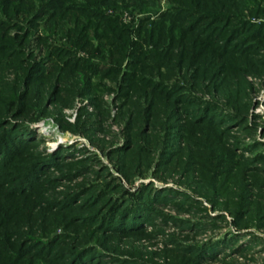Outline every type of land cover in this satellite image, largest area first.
Here are the masks:
<instances>
[{"label":"rangeland","instance_id":"rangeland-1","mask_svg":"<svg viewBox=\"0 0 264 264\" xmlns=\"http://www.w3.org/2000/svg\"><path fill=\"white\" fill-rule=\"evenodd\" d=\"M63 1L73 9L21 0L0 29V139L13 131L20 141L0 155V217L34 227L8 237L0 219V255L17 239L19 264H46L36 258L45 248L58 264L90 250L100 264H264V0H209L212 11L197 12L220 19L197 25L214 43L236 29L227 54L196 49L195 32L167 51L166 65L135 69L138 77L125 73L135 50H153L144 31L170 28L161 18L181 2ZM83 9L115 21L126 47L112 52L113 37L93 25L74 33L92 18ZM40 158L50 163L30 182ZM133 205L145 206L138 226L106 228ZM210 244L212 257L193 258L191 248Z\"/></svg>","mask_w":264,"mask_h":264},{"label":"trees","instance_id":"trees-1","mask_svg":"<svg viewBox=\"0 0 264 264\" xmlns=\"http://www.w3.org/2000/svg\"><path fill=\"white\" fill-rule=\"evenodd\" d=\"M20 1L21 0H0V29L5 31V29L9 27L10 22L8 20L10 18L16 17L20 13V10H21L20 8L22 6V4L20 5ZM56 1H57V8H51V9H56L55 12L57 10H59L60 12L65 13L64 10L67 11V10L73 9V6H65V4H64L65 2L63 0H56ZM179 1L181 2L182 6H176V8H174L173 10L172 9L169 10V12L161 18L164 21H169V22L171 21L170 22V28L165 27L166 22H163V23L160 22L161 24L157 25L156 27L152 26L151 30H145L144 31V41H145L144 44H146L147 47L152 46L153 50L150 49L148 51V50H145V48H142L140 46L139 49L135 50L131 54L132 60L128 66V67L131 66V69L129 70V68H128V70H126V73H125V75L127 77H138V76H136L138 72H136L135 69L141 70L142 67H144V66L147 67L148 66L147 61L149 63L153 64L152 65L153 68L155 67L157 69H158V66L160 67V65H166L168 63L169 56H170V55H168L167 51L171 50L175 46L177 47V45L181 48L182 46H180V44L186 46V44H185L186 42H187V44L188 43L190 44V39L193 38L194 34H196L195 32L200 33L199 37L197 39H200L202 37L203 44L196 43L197 40L194 37V40H196V42L194 41V43H196L194 46L196 47V49L198 48L199 50L204 49L205 54H206V52H208L211 49H212L211 52H215L214 50H216V53L218 52V50H221V51L225 50V53L224 52H222V53L227 54L226 53L227 50H229L231 48V47L230 48H228V47L231 45V43H234L236 41L235 35H237L238 32L236 31V29L232 28V29H234V30H230L232 32H230V31L226 32L225 31L224 33H226V34L223 35V37L221 36L220 39L219 38L217 39V41H216L218 43V47H217L216 46L217 43L213 42L214 38L212 39V36L207 34V31L209 28H207L205 26H204V28H198L197 19L199 20V19H203L206 17L208 20V22H207L208 24L213 23V22L217 23V20L220 19L218 16H213V15L206 14V13L200 14L199 12H197L198 8H202L205 11H210V10L212 11V8L209 5V0H204V1L203 0H189L191 5L195 6V8H196L194 10H189V8H183L184 7L183 5L186 3L187 0H179ZM207 1H208V3H206ZM217 2H218V0H217ZM228 2H229V0H221L222 5H226V7H228ZM53 3H55V0H52V2L49 3L47 7H50ZM61 6H62V10H61ZM63 7H64V9H63ZM220 7H221V5H220ZM191 11H193V12H191ZM82 12L89 13V16H91L92 18H91V20H86L85 21L86 24H82L81 26H78L79 29L75 28L74 33H76V34H77V32L82 33L83 31H86V29L90 28L91 25H93L94 26L93 30H96V28H98L99 30L103 31V34L100 33V35H102V37L103 36L108 37V38L113 37L111 39L110 44H109L112 52L114 51L115 53H117L119 47L120 48H122V46L124 48L126 47L125 44L118 45L117 39H116V41L114 39L115 33H117L116 25L114 26V24L116 23L115 21L107 19L104 16H101L99 14L92 13L89 9L84 10ZM43 15H45V13ZM54 15L55 14H51L50 16L46 15V16L48 19H53ZM195 15H196V17L194 18ZM222 18L228 27L230 25L229 18L227 16H222ZM93 19H96L99 21V22L97 21V23H99L98 24L99 26H97V24L92 22ZM101 19H102V21L100 23ZM186 21L188 24H186V26H185L184 23H186ZM204 29H205L206 34H205V32L203 33ZM262 29H264V28H262ZM259 31L260 30L257 29L253 33L258 34ZM188 35H192V36H190L191 38H188V40L185 41V39L188 37ZM256 38H259V37H256ZM75 43L80 45V43H84V41L80 40V38H77ZM166 43H167V45H166ZM213 47H215V48H213ZM162 48H164L163 50H166V52L159 51V49H162ZM240 51L242 52L243 50H240ZM181 58L183 59L185 57L180 55V58L178 59V61H182ZM205 66L208 67V64H205ZM86 67L87 68L85 70L89 69V70H91V72L98 71L95 68H92V67L89 68V66H86ZM148 67H150V66H148ZM196 68H197V66L195 67V69ZM211 68H212V66H209V69H211ZM186 69L188 70V68H186ZM204 69H206V71H207L208 68H204ZM150 70H151V68H150ZM190 70H191V68H190ZM141 73H142V70H141ZM25 84H27V83H25ZM165 95L167 97L170 94L165 93ZM173 100H174V98H173ZM187 102H188V100H187ZM4 120L5 119L0 118V121L3 122ZM4 123L6 124V122H4ZM19 142L20 141L18 139V132L12 131V132H8V133H4L3 137L0 139V155L3 154L4 156L8 157L9 154H13L14 153L13 149H15L19 145ZM49 163H50V158L49 159H46V158L41 159L40 158L35 165H32L28 168L33 173L29 174L30 173L29 172L25 177L29 176L30 178H28V179H30V182L34 181V178H35V175L37 174V172H39V170H41V168L47 167V165ZM23 187H27V185H25ZM21 190H23V189H21ZM24 190H25V188H24ZM22 193L24 194L27 192L25 190ZM14 194H15V191H14ZM154 197H155V195H154ZM155 199L156 198H151L150 195L147 196L146 198H144V200H148L150 202V204L154 203L152 201ZM136 201H137L136 203H138L139 199L136 198ZM123 204L125 205V203H123ZM146 205H147V203H146ZM122 207L123 206L121 205V208ZM119 209H120V207H119ZM122 209H124V208H122ZM144 209H145L144 205L143 206L133 205L132 210H130V209L126 210L127 211L126 214H122V216H120L119 218L115 219L112 222V226L110 225L106 228L118 230V229H123V227L127 226V225H132L131 227H134L137 224L136 226H138V224L143 219H145L147 217L146 213L143 212ZM114 210H115V207H114ZM110 213H111L110 215H115V213H112V212H110ZM3 218H4V216L0 217L2 222L4 221V224L6 225L4 232L7 234L8 237L12 234L17 235V237H19L18 235H21V234L31 235L30 233H32L31 231L33 230L34 227H32V225L31 226L26 225L19 217L15 216L14 214H11L9 216H6L4 219ZM26 226L29 228V229H27V230H29V232L20 234V232H18V231L21 230L23 227H26ZM12 230H14V231H12ZM17 242H18L17 239L14 240L11 243V248H9L6 251L2 250V252H1L2 254L0 255V261L2 260L3 263L9 262V261L11 263H14V261H16V259L19 257V254L16 253L18 251L17 248L20 246V244H19L17 247ZM51 242H55V240H51ZM228 242H230L229 239L228 240L224 239L220 243H216V244L218 246L223 247V246L227 245ZM216 244H210L209 246L204 245L201 247L191 248L190 250L193 252V258L200 261V260H204L205 257H212L213 256L212 252L216 250ZM38 245H43V244L39 243ZM209 251H211V252H209ZM89 253L90 254H86V253L82 254V251H80L79 253H77L75 255V257L73 258L74 260H72V262H70V264H97V263L100 264L101 263V262H99V260L101 259V256L97 252L90 250ZM98 255H99V257H98ZM36 258L37 259H43V260L45 259L43 263H46V264H58L59 260H63L58 255L57 256L54 255L47 248H45V250H43V251L40 250L38 252V256H36ZM12 259H13V262H12ZM116 262H115V264H116ZM14 264H19V262L14 263ZM24 264H38V262H36L35 258H34L32 261H27ZM117 264H132V263H128V261L127 262L126 261L125 262L124 261L123 262L118 261Z\"/></svg>","mask_w":264,"mask_h":264}]
</instances>
